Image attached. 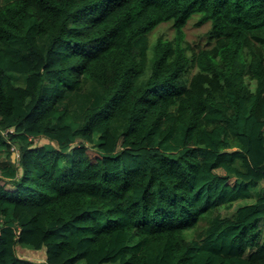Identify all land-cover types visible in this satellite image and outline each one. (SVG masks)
I'll use <instances>...</instances> for the list:
<instances>
[{"label": "trees", "instance_id": "16d2710c", "mask_svg": "<svg viewBox=\"0 0 264 264\" xmlns=\"http://www.w3.org/2000/svg\"><path fill=\"white\" fill-rule=\"evenodd\" d=\"M13 152L0 264H264V0H0Z\"/></svg>", "mask_w": 264, "mask_h": 264}, {"label": "rangeland", "instance_id": "374dc122", "mask_svg": "<svg viewBox=\"0 0 264 264\" xmlns=\"http://www.w3.org/2000/svg\"><path fill=\"white\" fill-rule=\"evenodd\" d=\"M195 22L196 20L195 19H192L185 27V39L189 42H196L200 39V35L205 32L208 27H209V23H205V24H202L201 26H195ZM161 33H164L166 38L170 37L173 33V29L171 28L170 24L169 23H162L158 26V28L155 30V33L151 35V39L154 40L159 34ZM25 76L24 75H15L14 76V79L16 78H24ZM17 81V80H15ZM251 86L254 88L255 86V83H251ZM37 143H38V140H37ZM15 155L14 156H11L9 157V155H5V153H0V163L2 165H5V164H8L10 162H15L16 161V158H17V154L16 152H14ZM13 154V153H12ZM261 192H264L263 189H257L255 192H254V198L256 197L257 193H261ZM254 199H250V200H243V201H240V202H236L234 203L231 207H227V206H222L220 208V211L223 215H230L233 213V211H235V209L241 205V204H244L245 202H250V201H253ZM263 227V226H262ZM261 240L262 242L264 243V230L262 231V236H261ZM25 252L23 253H19L20 255L22 256H25V257H28V258H33V259H39L42 255L40 252H35V251H32L30 249H25L24 250ZM43 261V260H42Z\"/></svg>", "mask_w": 264, "mask_h": 264}, {"label": "crops", "instance_id": "0c3cea01", "mask_svg": "<svg viewBox=\"0 0 264 264\" xmlns=\"http://www.w3.org/2000/svg\"><path fill=\"white\" fill-rule=\"evenodd\" d=\"M17 83H18L19 85H21V86L23 85V83H21V81H18ZM11 155H12V154H11ZM11 155H10V157H11ZM238 202H240V201H238ZM235 203H236V202H235ZM22 252L24 253L25 251H21V253H22ZM41 257H42V256H41ZM76 264H85V261L82 260V261H80V262H78V263H76ZM114 264H117V263H114Z\"/></svg>", "mask_w": 264, "mask_h": 264}, {"label": "built area", "instance_id": "2783aa9c", "mask_svg": "<svg viewBox=\"0 0 264 264\" xmlns=\"http://www.w3.org/2000/svg\"><path fill=\"white\" fill-rule=\"evenodd\" d=\"M17 154V153H16ZM3 226V221L2 219H0V228ZM16 229L19 230V226L17 225L16 226ZM45 262V260H43Z\"/></svg>", "mask_w": 264, "mask_h": 264}, {"label": "water", "instance_id": "95a60500", "mask_svg": "<svg viewBox=\"0 0 264 264\" xmlns=\"http://www.w3.org/2000/svg\"><path fill=\"white\" fill-rule=\"evenodd\" d=\"M14 155H15V153L13 152V154L11 156H14Z\"/></svg>", "mask_w": 264, "mask_h": 264}]
</instances>
